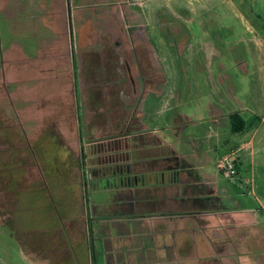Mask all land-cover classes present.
<instances>
[{"label":"rangeland","instance_id":"obj_1","mask_svg":"<svg viewBox=\"0 0 264 264\" xmlns=\"http://www.w3.org/2000/svg\"><path fill=\"white\" fill-rule=\"evenodd\" d=\"M218 64L232 72L245 117L262 116L264 0H0V264H103L110 246H132L127 261L136 264L140 245L150 264H172L158 246L176 250L184 237L179 264H191L186 247L198 235L189 229L198 225L212 241L207 264H264V123L253 160L236 149L252 131L232 132L230 120L198 139L206 164L180 180L209 176L227 188L220 202L206 197L204 215L191 200L206 187L163 174L147 186L102 187L93 176L116 154H129L123 168L139 173L164 167L153 154L166 150L141 144L156 142L147 117L160 123L183 111L201 122L210 100L234 106L233 93L199 68L215 73ZM208 125L189 128L202 137ZM227 155L236 158L231 176L218 168ZM174 158L169 169L182 166Z\"/></svg>","mask_w":264,"mask_h":264},{"label":"crops","instance_id":"obj_2","mask_svg":"<svg viewBox=\"0 0 264 264\" xmlns=\"http://www.w3.org/2000/svg\"><path fill=\"white\" fill-rule=\"evenodd\" d=\"M148 1V0H146ZM179 32V31H178ZM177 32V33H178ZM164 42H161V44H163ZM154 46V45H153ZM155 48V47H154ZM153 56L156 59H161L162 57H159L157 54V47L153 50ZM161 63V60H160ZM219 65V64H218ZM221 65V64H220ZM217 66L216 67V71L215 73L211 71V67L208 66H202L199 65L200 71H203V69H207V74H208V81L210 83H212V79L214 78V80L220 85V90H225L227 91H231L234 95H232V97L234 98L235 101V105L226 109L224 107H222V101L220 99H216L213 101H209V103H207L206 108L208 109L207 111V115L205 119H203L201 122L202 123H208L209 125L207 126L206 130H204V134L202 137H199L198 135H195L194 129H190L189 126L191 128H195L196 125L200 124V121H195L193 120L194 118H191V116H189L186 112H177L173 117L171 118H164L163 116H161V120L162 122L159 123L158 120H156V118H150V117H145L146 118V123H147V128L148 131L147 133H150L151 137L153 140H155V144L151 143V141L146 142L144 144V142H141V144H143V146L147 147V149L149 151H152V148L154 147L155 149L157 148H162L165 149L166 151L164 153L157 151L156 153H154L153 158H157L163 161V163L165 164L164 167H158L155 170L151 169V172L153 171H157V170H168L169 166L166 165V163H168L169 160H175L174 156L177 157L178 161L176 162L177 165L180 164L182 166L177 167V166H173L174 168H170L173 171H177V172H181L182 170L184 171H189V170H196L197 169V165L198 164H206V161H204L205 156H207L206 153L209 152V150L205 151V143L204 145H202L201 140L198 142V139H202L208 141L209 137H214L211 136L210 133L212 134H218L217 130H219L221 127H225L226 124L229 121V115L231 113H233V111L239 112L240 115L244 118V120L246 121V126L244 128V130L242 131H252V135L251 137L247 140L244 141L241 145L237 146V151L240 150H250L249 155L251 157V160L255 159V155L256 153H258L257 150H259L261 148L260 143L257 140L256 136L258 135L259 129L261 128V126L264 123V114H262V116L260 115H256L255 117H245L244 115V111L247 109L246 105L243 104L240 100V98H243L241 96H239L238 94H235L233 92V89L236 90V87L233 86L234 82H232V78L230 76H232V72H230L226 66L222 67V66ZM238 70L242 72V74L244 73H248L249 72V67H247L246 63H238ZM260 69H257V72H259ZM217 75V77H215ZM209 83V84H210ZM233 87V88H232ZM156 88H153L152 91H155ZM229 93V92H228ZM259 93V91H258ZM254 94L252 96L253 101H256L257 103H259V95ZM257 95V97H256ZM181 93L178 94V97L180 98ZM255 102V104H256ZM144 106H145V110L148 112V103L147 100L145 98V102H144ZM261 107L264 110V101H262L261 103ZM254 111V107L252 108V112ZM223 113V114H222ZM255 114V113H254ZM256 117L258 118V124L257 125H253L254 121L256 119ZM184 119V122L181 119ZM158 119V118H157ZM222 120H224V124L221 126L219 122H221ZM182 121V122H181ZM161 124L164 126H161ZM173 129V134L172 135H168V134H163V136L161 135L160 129ZM231 129V128H230ZM186 131V133H185ZM232 131V129H231ZM239 131V132H242ZM233 132V131H232ZM176 141V144L174 143ZM153 142V141H152ZM152 155V153H149L147 156L150 157ZM150 160V159H149ZM166 162V163H165ZM253 162V161H252ZM184 163H186L188 165V163H190V167H183ZM242 161L240 159H238V164L237 165H241ZM218 168H219V163H218ZM169 169V170H170ZM241 167L239 168V173H240ZM180 177V176H179ZM186 181V182H185ZM151 182V181H150ZM153 182V181H152ZM151 184V183H150ZM171 184L177 185V186H185V187H193V186H197V187H206L207 189L200 194L196 195V199L195 200H191V202L193 203V205H191L192 210L194 209H200L197 211L196 215H204L207 214L206 211V197L209 198L208 202L212 204V202L214 203L217 199V202L222 201L221 200V196L220 194L225 192L227 190V188H225V186H221L218 185L215 182V178H210L209 176H206L205 178L203 177L202 181H195V179H192V175L188 176L187 180H180V178H176V180L172 181ZM149 185V184H148ZM147 186V185H146ZM214 197V199H213ZM216 198V199H215ZM240 200V199H239ZM241 201V200H240ZM190 202V203H191ZM196 202V204H198L201 208H198L196 205H194ZM191 203V204H192ZM253 206V205H251ZM198 224V223H197ZM201 228V230H200ZM252 228V227H251ZM194 231L196 232V234L198 236H195V234H193V239L194 241L191 242L190 238H189V245L186 247V249L188 251H191V255L189 256V259H185L191 262V264H200L198 262L202 261L201 264H207L205 261H208L211 259V252L213 249L212 246V241H210V238L207 237H200L202 236L201 232H203V228L201 226H197L196 228H190L189 231L191 232ZM193 232V233H194ZM158 233H161L160 231H158ZM186 236V235H184ZM189 237V236H188ZM207 238V240H206ZM186 237H184V241H181V244L179 241H177V246L176 250H174L173 248H170V245L167 243L161 244L158 246V250H161L162 252L165 251V254L163 255L164 259L166 260L167 263L172 262V264H179L180 261V256H179V251L181 249H183L182 246H184L183 244L186 241ZM202 241V243H201ZM191 243V244H190ZM180 246V247H179ZM144 246L140 245L138 247V256L139 258H135V262L136 264H150L153 263L154 261H150L148 258L144 259V254L142 255V251H144ZM164 250V251H163ZM134 251V248L132 246L129 247H125V246H121V248H114L113 246L109 248V250H104V254L102 256V260H103V264H129V261H127V257L129 255L132 254V252ZM135 252V251H134ZM172 252V253H170ZM115 253V256H114ZM121 253V254H120ZM137 253V252H136ZM116 254H119V257H116ZM137 257V255H134V257ZM172 260V261H171ZM183 260V259H182ZM141 261V262H140ZM174 261V263H173ZM189 263V262H188ZM155 264V263H154ZM190 264V263H189Z\"/></svg>","mask_w":264,"mask_h":264},{"label":"flooded vegetation","instance_id":"obj_3","mask_svg":"<svg viewBox=\"0 0 264 264\" xmlns=\"http://www.w3.org/2000/svg\"><path fill=\"white\" fill-rule=\"evenodd\" d=\"M77 88H78V85H77ZM80 138L82 140L83 135L80 134ZM143 152H145V151H143ZM148 154H149V152L145 156H147ZM124 156L125 155H120V154L108 156L106 158V162L103 161V159L101 160V157L98 158L101 160L99 162V164H101V165L103 164L104 166L102 168H100V170H97L98 173H96V174L94 173L93 176H94V178H96V177L98 178V182L102 181V184H101L102 187H111V186L118 187V186H120L122 188H133L136 186H140V187L146 186V185L150 184V181H151V183H152V181L157 182L159 175H161V174H163V176H164V177H162L164 182H172V181L176 180L177 177L180 178L179 177L180 173L177 171H173L172 169H170V170H157V171H154V172L149 174L148 172L149 171L151 172V170H145L144 172L139 173L138 170H135L132 167H126L125 166V168H123L122 164L126 163L125 160H127L129 158V154H127L126 157H124ZM146 158H148V156L145 157V160H147ZM82 159L84 161V156H82ZM140 160H142V158ZM143 163L144 162L140 163V164H142L140 166V169H143V165L145 166V164H143ZM84 165H85V163L83 162V167H84ZM124 165H127V164H124ZM147 173L150 176H148ZM101 176H104L105 178H99ZM111 177L117 178L119 183L109 182ZM92 186L93 187H97V186L100 187V185L97 183V179L92 180Z\"/></svg>","mask_w":264,"mask_h":264},{"label":"trees","instance_id":"obj_4","mask_svg":"<svg viewBox=\"0 0 264 264\" xmlns=\"http://www.w3.org/2000/svg\"><path fill=\"white\" fill-rule=\"evenodd\" d=\"M258 118L256 117L254 124L253 125H257L258 124ZM229 120L231 123V129L233 132H239L244 130L245 126H246V121L244 120V118L240 115L239 112H233L229 115ZM237 169H239V166H237Z\"/></svg>","mask_w":264,"mask_h":264},{"label":"built area","instance_id":"obj_5","mask_svg":"<svg viewBox=\"0 0 264 264\" xmlns=\"http://www.w3.org/2000/svg\"><path fill=\"white\" fill-rule=\"evenodd\" d=\"M233 155L224 156L219 162V168L222 170L225 176H231L235 172V159Z\"/></svg>","mask_w":264,"mask_h":264},{"label":"water","instance_id":"obj_6","mask_svg":"<svg viewBox=\"0 0 264 264\" xmlns=\"http://www.w3.org/2000/svg\"><path fill=\"white\" fill-rule=\"evenodd\" d=\"M78 85V84H77Z\"/></svg>","mask_w":264,"mask_h":264}]
</instances>
